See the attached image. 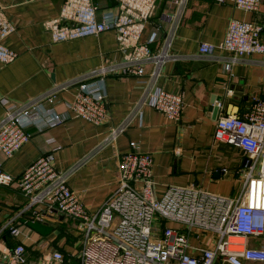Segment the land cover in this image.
Here are the masks:
<instances>
[{
	"label": "built area",
	"instance_id": "built-area-1",
	"mask_svg": "<svg viewBox=\"0 0 264 264\" xmlns=\"http://www.w3.org/2000/svg\"><path fill=\"white\" fill-rule=\"evenodd\" d=\"M113 1L114 12L102 14L95 0H64L60 15L45 23L56 42L113 30L123 57L56 83L23 103L11 104L1 99L6 111L0 117V156L12 157L29 142L31 128L43 132L69 118L56 107L63 91L76 89L73 98L65 101L69 112L95 125L107 122L110 112L104 80L111 75L135 76L143 88L129 114L111 128L103 144L114 142L133 124H141L145 107L162 112L169 120H181L183 93L162 88L158 80L167 61L183 59L172 45L188 0H174L175 12L163 17L168 24L164 35L156 27L145 41L141 40L144 25L157 0ZM234 3L247 12H257L262 0ZM11 29L0 9V60L4 62L16 57L2 42ZM221 45L235 54L224 65L231 73L237 59L264 56V25L233 19ZM211 52L209 43L200 45L201 54ZM214 138L239 147L246 156L244 185L235 197L212 193L198 185L169 186L158 197L153 156L141 152L135 141L120 158L117 188L96 212L88 210L80 194L68 184L70 172L57 169L54 149L37 158L17 179L0 163V186L17 184L28 200L24 210L0 230V236L5 230L19 236L22 230L18 219L23 212L31 211L34 218H39L38 211L44 207L57 210L81 230L79 264L264 263V248L250 245L251 240L264 237V98L252 95L251 108L241 115L221 114L216 120ZM46 142L53 145L55 139L50 137ZM209 232L217 235V241L203 246L206 240L212 242L205 238ZM0 264H30L26 246L18 243L9 248L0 239ZM39 264L69 263L61 251L55 250L43 256Z\"/></svg>",
	"mask_w": 264,
	"mask_h": 264
},
{
	"label": "crops",
	"instance_id": "crops-1",
	"mask_svg": "<svg viewBox=\"0 0 264 264\" xmlns=\"http://www.w3.org/2000/svg\"><path fill=\"white\" fill-rule=\"evenodd\" d=\"M63 1L0 0V9L12 28L2 42L16 53L10 62L0 60V100L23 103L56 83L123 57L113 30L54 41L45 23L60 15ZM95 1L102 14L114 12L113 0ZM175 9L174 0H157L141 40L145 41L156 27H160L161 34L162 28L165 33L168 24L163 17L173 14ZM233 19L264 25V0L257 12L236 7L234 0L187 1L172 45V50L183 55V59L167 61L158 80L162 88L183 93L181 120H169L162 112L145 107L141 124H133L114 142L103 144L111 128L129 114L143 88L135 76L111 75L104 80L110 112L107 122L95 125L69 112L65 101L73 98L76 89L63 91L56 107L69 118L43 132L31 128V140L12 157L0 156L1 166L17 179L37 158L54 149L57 169L70 172L68 184L80 194L88 210L96 212L117 188L120 158L135 141L141 152L153 156L158 197L169 186L191 185L237 196L244 185L246 156L239 147L215 140V124L223 113L241 115L248 111L252 95L264 98V56H243L233 63L231 73L226 71L225 63L235 54L224 50L221 44ZM203 42L211 45L210 54L200 53ZM225 91L238 104L228 113L229 103L224 102L215 117L211 97ZM5 111L0 102V117ZM50 137L55 144H47ZM27 202L17 184L0 186V230L24 210ZM40 209L39 218H34L31 211L19 217L22 234L14 237L5 230L0 239L9 248L23 243L30 264H39L43 256L55 250L65 255L67 263L79 264L83 237L77 224L57 210ZM212 243L206 240L202 245ZM250 245L264 248V240H251Z\"/></svg>",
	"mask_w": 264,
	"mask_h": 264
},
{
	"label": "water",
	"instance_id": "water-1",
	"mask_svg": "<svg viewBox=\"0 0 264 264\" xmlns=\"http://www.w3.org/2000/svg\"><path fill=\"white\" fill-rule=\"evenodd\" d=\"M228 101L229 106H228V113H231L232 107L234 105H237L238 102L235 100L234 97H231L228 95V91L223 92L222 94H213L211 97V105L213 106L214 109V115L217 117L218 112L220 111V106L219 104H223L224 102Z\"/></svg>",
	"mask_w": 264,
	"mask_h": 264
},
{
	"label": "rangeland",
	"instance_id": "rangeland-1",
	"mask_svg": "<svg viewBox=\"0 0 264 264\" xmlns=\"http://www.w3.org/2000/svg\"><path fill=\"white\" fill-rule=\"evenodd\" d=\"M205 238L206 239H208V238H210V240H212L213 241V243H215L216 241H217V235L215 234V233H213V232H209V234H207L206 236H205ZM204 238V239H205ZM261 240H264V237H261V238H258V239H255V240H253V241H256V242H260Z\"/></svg>",
	"mask_w": 264,
	"mask_h": 264
},
{
	"label": "trees",
	"instance_id": "trees-1",
	"mask_svg": "<svg viewBox=\"0 0 264 264\" xmlns=\"http://www.w3.org/2000/svg\"><path fill=\"white\" fill-rule=\"evenodd\" d=\"M162 35H164L163 28H162Z\"/></svg>",
	"mask_w": 264,
	"mask_h": 264
},
{
	"label": "bare ground",
	"instance_id": "bare-ground-1",
	"mask_svg": "<svg viewBox=\"0 0 264 264\" xmlns=\"http://www.w3.org/2000/svg\"><path fill=\"white\" fill-rule=\"evenodd\" d=\"M236 239H242V238H236Z\"/></svg>",
	"mask_w": 264,
	"mask_h": 264
}]
</instances>
